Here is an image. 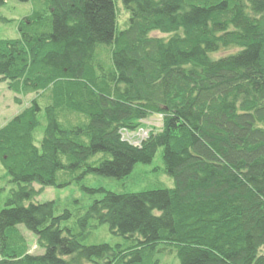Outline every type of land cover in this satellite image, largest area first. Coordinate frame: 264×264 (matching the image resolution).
Here are the masks:
<instances>
[{"label": "trees", "instance_id": "16d2710c", "mask_svg": "<svg viewBox=\"0 0 264 264\" xmlns=\"http://www.w3.org/2000/svg\"><path fill=\"white\" fill-rule=\"evenodd\" d=\"M34 1L0 41V82L43 100L0 129V264H160V245L180 264H264V0ZM153 116L160 131L123 140ZM160 149L172 189L84 187L103 197L73 226L33 202L62 172L120 180ZM105 225L121 242L86 244Z\"/></svg>", "mask_w": 264, "mask_h": 264}, {"label": "rangeland", "instance_id": "374dc122", "mask_svg": "<svg viewBox=\"0 0 264 264\" xmlns=\"http://www.w3.org/2000/svg\"><path fill=\"white\" fill-rule=\"evenodd\" d=\"M38 8L39 5H37L34 0H30L26 3L18 0H7L5 4L0 7V41L18 39V26L20 22ZM128 17L129 16L124 9L121 6H118V24L120 29H124ZM153 36L157 38H167V36L160 33H154ZM104 53H107V50L101 48L100 54L105 56ZM229 53L232 52H223L220 55L224 56ZM104 59L107 60V58ZM37 97L38 94H31L27 97L17 96L9 91L7 84L0 82V129L14 117L21 114L27 107H29L30 102ZM16 98L20 100V103L16 101ZM38 99L41 102L43 101L42 97H38ZM42 105L44 106L45 104ZM71 120H74V118ZM143 124L148 128L143 127L135 132H129V135H125V139H129L130 141L134 137L138 138L141 131L148 133H150L152 129L160 131L162 129V118L160 116H153L145 120ZM131 142L137 143V141ZM162 156L163 149H160L151 164H137L131 175L120 180L91 174L86 176L83 180L78 181L79 176L77 174H67L62 172L58 176V184H67V186L47 188L37 196L33 202L38 204L55 202V213L57 215H60L65 211H69L72 214V218L70 221L66 222L64 226H73L77 219L85 214L86 209L94 200H99L103 197V195L100 194L90 195L83 190L84 187L94 190L103 189L108 192L119 194H133L150 190L174 188L173 179L164 173ZM101 157H103V155H98L96 159ZM5 175L6 171L0 163V186L3 189L2 205L10 194V190L13 188V186L7 182ZM34 188L37 191L41 190L38 185H34ZM156 214L159 213L156 212ZM19 230L27 242L29 253L31 255H41L43 251L38 247L36 237L28 232L23 226H20ZM118 242H121V239L112 235L109 226L107 225L93 230L89 238L86 240V244L88 245L103 243L114 245ZM160 249H167L166 251L158 253L156 256V259L160 261V264H180L176 253L170 251L168 246L160 245Z\"/></svg>", "mask_w": 264, "mask_h": 264}, {"label": "built area", "instance_id": "2783aa9c", "mask_svg": "<svg viewBox=\"0 0 264 264\" xmlns=\"http://www.w3.org/2000/svg\"><path fill=\"white\" fill-rule=\"evenodd\" d=\"M125 135H129V132L124 131L123 134H122V136H123L122 138H124L125 141L131 143V144L134 145V146H140L141 143H142L145 139H147V137H148V132H143V131H141L140 134H139V137H138V138H136V137H134V138H132V139L130 138V139H131L130 141H129V139H128V140L125 139ZM126 137H127V136H126ZM128 138H129V137H128ZM131 141H137V143H132Z\"/></svg>", "mask_w": 264, "mask_h": 264}]
</instances>
